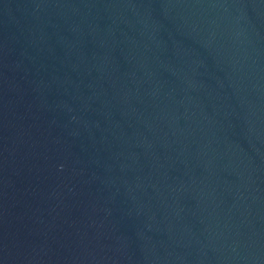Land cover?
<instances>
[{
	"label": "water",
	"instance_id": "95a60500",
	"mask_svg": "<svg viewBox=\"0 0 264 264\" xmlns=\"http://www.w3.org/2000/svg\"><path fill=\"white\" fill-rule=\"evenodd\" d=\"M0 116L264 264V0H0Z\"/></svg>",
	"mask_w": 264,
	"mask_h": 264
}]
</instances>
